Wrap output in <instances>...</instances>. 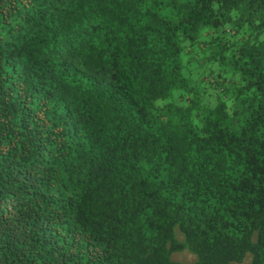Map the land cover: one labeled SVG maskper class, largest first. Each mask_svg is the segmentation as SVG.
I'll use <instances>...</instances> for the list:
<instances>
[{
  "label": "trees",
  "instance_id": "1",
  "mask_svg": "<svg viewBox=\"0 0 264 264\" xmlns=\"http://www.w3.org/2000/svg\"><path fill=\"white\" fill-rule=\"evenodd\" d=\"M244 261L264 0H0V264Z\"/></svg>",
  "mask_w": 264,
  "mask_h": 264
},
{
  "label": "rangeland",
  "instance_id": "2",
  "mask_svg": "<svg viewBox=\"0 0 264 264\" xmlns=\"http://www.w3.org/2000/svg\"><path fill=\"white\" fill-rule=\"evenodd\" d=\"M173 260L176 262H182V263H193L196 261V257L185 251V252H181V253H175L173 255ZM247 262L244 261L243 263H239V264H246Z\"/></svg>",
  "mask_w": 264,
  "mask_h": 264
}]
</instances>
